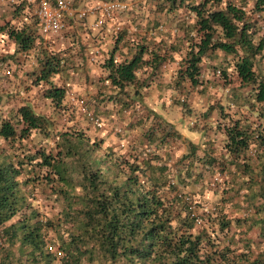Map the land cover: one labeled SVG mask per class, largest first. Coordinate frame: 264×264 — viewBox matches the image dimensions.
Returning <instances> with one entry per match:
<instances>
[{
    "label": "trees",
    "instance_id": "obj_1",
    "mask_svg": "<svg viewBox=\"0 0 264 264\" xmlns=\"http://www.w3.org/2000/svg\"><path fill=\"white\" fill-rule=\"evenodd\" d=\"M165 1L170 11L184 7L195 17V22L183 29L180 40L187 45L180 79L199 86L204 57L217 52L236 56L239 79L254 87L252 110L253 104H263L257 113L264 118V80H258L253 63L264 51V39L254 43L258 31L245 9L249 3L239 7L227 0ZM251 2L264 19V0ZM17 27L0 25L1 39L12 40L22 52L42 43L36 27ZM37 27L39 31L38 22ZM124 36L120 35L116 46ZM155 38L150 37L154 42ZM132 43L123 45V60L116 57L121 48L117 47L103 65L107 80L119 92L137 83L142 67L157 68L168 54L163 49L151 52L146 42ZM158 44L164 45L163 41ZM148 54L152 61L145 60ZM39 60L37 82L50 84L48 98L61 107L66 91L50 79L73 62L55 52H46ZM136 94L139 97L140 93ZM110 99L118 103L116 97ZM49 123L50 119L28 105L14 117L0 119V264H264V251L256 253L247 237L256 228L258 238L264 240L263 123L254 128L233 119L224 127L229 164L236 170L232 174L244 179L239 186L233 183L221 192L246 191L243 196L253 214L244 220L230 219L221 209L207 210L197 198L202 199L211 185L215 193L220 191L216 188L219 183L210 179L231 174L227 163L207 151L201 155V148L191 142L190 150L174 168L158 152L173 136L170 124L156 123L145 131L142 144L153 151L148 154L140 148L130 157L112 147L101 152V143H92L82 131L61 133L56 155L27 149L24 142L34 131L48 133ZM174 134L181 138L178 132ZM252 145L254 153L248 155ZM254 159L259 171L253 167ZM26 168L32 172L34 168L47 169L38 178L51 189L49 200L58 205L50 215L34 207L26 196L24 186L30 181H21ZM248 222L246 231H232L233 223L240 228Z\"/></svg>",
    "mask_w": 264,
    "mask_h": 264
},
{
    "label": "rangeland",
    "instance_id": "obj_2",
    "mask_svg": "<svg viewBox=\"0 0 264 264\" xmlns=\"http://www.w3.org/2000/svg\"><path fill=\"white\" fill-rule=\"evenodd\" d=\"M106 1L72 0V4L74 10H85L98 8ZM119 1L127 3L129 10L117 15L113 22L108 21L105 26L95 27L99 11L90 13L83 19H78L74 14L68 16V30L57 37L45 38L38 31L36 5L30 4L28 0H0V25L10 23L14 27L19 26L17 28H22L25 24L36 27L37 37L42 41L29 52H22L12 40L0 37V119L14 117L18 109L27 105L37 114L50 119L48 133L34 131L24 144L32 152L44 149L53 155L58 153L61 133L78 131L86 133L92 143L99 141L101 152L112 147L115 152L121 151L130 157L140 148V152L148 154L153 151L142 144L145 131L156 123L170 124L173 136L169 138L168 145L158 152L169 162L171 168L190 150L191 142L201 148V155L203 151H207L221 162L227 163L231 171L228 176L217 174L210 179L219 183L216 188L220 191L215 193V186L211 185V190L202 199L197 197L201 206L212 211L221 209L230 219H250L253 211L249 209L243 196L246 191L238 193L234 190L225 194L230 185L235 183L239 186L244 178H237L232 174L236 170L229 164L224 127L229 126L233 119H241L254 128L258 123L264 124V118H260L257 113L263 104H253L255 109L252 110L250 103H255L254 87L239 79L235 67L237 57L223 52L207 55L201 64L200 85L192 86L189 81L180 79L179 70L187 53L186 43L180 40L184 35L183 29L195 22L194 15L184 7L170 11L165 0ZM227 1L239 7L244 6L245 1L249 3L245 9L258 31L254 37V43L258 45L264 39V19L253 10L251 0ZM17 11L20 13H16ZM80 28L82 31L79 32ZM105 30L109 32L106 31L107 35H103L101 42L97 43L94 35L100 36ZM121 34L125 35V40L120 46H116ZM150 37L157 39L154 42ZM159 41H163L164 45H159ZM137 42H146L151 52L163 49L168 54L162 64H156L157 68L142 67L137 75V83L127 86L124 92H119L107 80L108 74L103 65L114 49L121 47L116 57L123 60L120 54L124 49L123 45H135ZM95 51H99L101 55L98 62L93 63L90 58ZM46 52H55L59 58L73 62L50 79L54 85L66 91L61 107L48 98L50 84L37 82L41 69L39 59ZM152 59L151 54L145 55V60ZM253 63L258 80H264V51L253 59ZM137 92L140 93L139 97ZM111 97H116L118 103L112 101ZM140 119L145 121L138 125ZM176 132L181 134V138L175 136ZM254 149L255 145H252L248 155H252ZM252 164L255 171H259L257 160L254 159ZM32 170L35 172L26 168L21 176V181H30L24 186L25 194L34 207L43 214L50 215L57 210L58 205L49 200L51 189L42 185L43 179L38 178L43 177L47 169ZM224 181L229 182V185H225ZM223 189L224 193L221 192ZM249 227L250 222L243 223L240 228L233 223L232 231L239 233ZM247 237L252 240L256 253L264 251V240L258 238L256 228L249 231Z\"/></svg>",
    "mask_w": 264,
    "mask_h": 264
},
{
    "label": "built area",
    "instance_id": "obj_3",
    "mask_svg": "<svg viewBox=\"0 0 264 264\" xmlns=\"http://www.w3.org/2000/svg\"><path fill=\"white\" fill-rule=\"evenodd\" d=\"M30 4L36 5L35 16L38 20L39 33L45 38L49 36L57 37L65 30H68V16L76 14L78 19L87 17L90 13L100 12L96 20L95 27L105 26L108 21L113 22L117 15L125 13L129 10L127 3L119 0H112L104 3L98 8L74 10L72 0H28ZM117 28L121 27H111ZM110 29V27H107ZM100 52L95 51L90 61L98 62Z\"/></svg>",
    "mask_w": 264,
    "mask_h": 264
},
{
    "label": "crops",
    "instance_id": "obj_4",
    "mask_svg": "<svg viewBox=\"0 0 264 264\" xmlns=\"http://www.w3.org/2000/svg\"><path fill=\"white\" fill-rule=\"evenodd\" d=\"M85 28H87V27H85ZM89 28H91V30L93 31L92 27H89ZM84 30H85V29H84ZM106 31H107V30H105V32H103L102 35H100V36H98V35H94V36H95L94 38H96V42H97V43H100V42H101V40H102L103 37H104L103 35H105V36L107 35ZM107 32H109V31H107ZM185 137H186V136H185ZM186 138H187V137H186Z\"/></svg>",
    "mask_w": 264,
    "mask_h": 264
}]
</instances>
